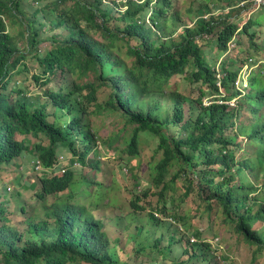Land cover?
<instances>
[{"label": "trees", "instance_id": "trees-1", "mask_svg": "<svg viewBox=\"0 0 264 264\" xmlns=\"http://www.w3.org/2000/svg\"><path fill=\"white\" fill-rule=\"evenodd\" d=\"M23 1L0 0V174L3 165L25 153L50 167L62 148L69 152L70 163L93 166V160L86 159L91 151L96 153V136L84 114L109 109L132 125L122 149L126 156L139 155L142 132L157 138L147 167L158 190V204L150 209L147 224L151 231L160 226L169 234L165 249L157 245L161 239L155 245L163 258L189 231L185 217L168 213L178 180L183 181L184 198L196 191L208 213L220 209V216L235 224L245 241L263 250L264 232L253 230L252 223L264 216V197L249 180V176L256 181L264 174L263 75L249 77V92L242 96L235 82L249 59H240V68H234L237 60L227 58L215 69L200 42L212 36L204 42L219 58L238 33L252 40L259 23L246 19L239 26V13L236 18L232 14L254 0H205L193 24L185 25L176 37L172 36L175 28L167 31L166 26V17L173 20V26L177 24L173 0H126L113 2V7L105 0H51L43 5L42 0H32L39 6H31L32 17L14 35L9 24L21 23ZM113 20L124 25L111 28L108 23ZM61 26L66 29L62 36L49 33ZM43 29L47 36L40 35ZM44 38L50 46L37 52ZM29 55L38 71L29 78H15L25 69L23 59ZM56 73L67 84L50 86ZM176 75L196 84L199 96L176 98L167 93L165 88ZM26 79L28 84H24ZM30 86L38 90L32 92ZM104 87L109 91L101 104L97 93ZM206 95L208 105L204 104ZM238 95L231 106L229 102ZM164 97H171V105L161 103ZM29 135H43L47 144L32 142ZM244 141L253 153L239 155ZM72 169L41 176L39 186L23 184V189L33 191L30 200L19 198L18 190L8 193L0 177V264H129L128 260L120 263L118 247L111 243L95 211L85 203L72 202L83 184L75 180ZM132 177L137 179L135 174ZM153 195L151 187L134 193L130 199L133 213L145 211V202ZM12 201L16 210L9 208ZM165 216L182 222L186 235L170 222L164 226ZM136 228L140 234L144 226ZM203 229L193 231L196 242L187 237L186 260L176 264L211 258L212 240L202 235Z\"/></svg>", "mask_w": 264, "mask_h": 264}, {"label": "rangeland", "instance_id": "rangeland-1", "mask_svg": "<svg viewBox=\"0 0 264 264\" xmlns=\"http://www.w3.org/2000/svg\"><path fill=\"white\" fill-rule=\"evenodd\" d=\"M51 0H42L44 3H49ZM123 0H105L104 3H109L113 7L112 3H120ZM205 0H173L171 4L172 11L177 15L175 19L177 24L173 26V20L166 17L167 31H173L172 36L176 37L185 25L191 26L196 17V11L199 5L203 4ZM32 5L39 6L32 0H26L21 3L20 10L22 12L21 23L9 24L8 30L14 35L18 34L20 30L26 25V20L32 17ZM124 7V6H123ZM122 7V8H123ZM240 7V6H239ZM251 3L240 7V12H234L233 18L239 13V20L237 24L241 26L242 21L250 19L251 21L258 22L259 25L254 27L253 31L255 36L252 40L248 36L238 33L235 37V41L228 44V51L221 57L217 58L218 52L210 51L208 44L205 41H211L212 36L204 38L200 41L202 49L205 52L206 57L210 60L208 63L215 62V69H218L220 62L228 59H236L237 62L234 68H240V59H254L250 65L246 82L247 87L243 90L242 96L249 92V77L261 73L264 82V4L259 8ZM235 11L237 8L235 7ZM168 18V19H167ZM145 20L149 22L148 13L145 16ZM45 21V20H42ZM123 26L124 23L120 21H110L108 26L115 28V26ZM46 29L41 31V36H47ZM57 32L59 36L66 33V29L62 26L56 28L49 33ZM97 34H94V37ZM47 38L40 42L37 46V52H42L50 46ZM236 41L237 44H236ZM120 43L124 45V41L120 40ZM131 43H134L131 41ZM253 43H257L258 47L253 46ZM21 47L24 46L23 42H19ZM121 55L124 56L125 47L122 46ZM127 62L129 60L127 59ZM25 63V69L17 74L15 78L23 79L38 71L37 63L31 55L23 59ZM62 82L59 73L53 76V81L50 86L56 88ZM67 79L62 84H67ZM29 79L24 81V84H28ZM169 87L166 86L167 93H172L177 98L179 95L182 98H190L199 96L198 86L189 82L184 78V75L174 76ZM30 90L37 91L38 88L32 86ZM102 91L97 93L98 102L104 103V98L107 96L109 89L101 88ZM223 93V89L220 90ZM206 95L204 104L210 103V100ZM241 96H237L236 99L231 100L229 104L235 106ZM171 97H164L161 99V103L165 105H171ZM103 106V105H102ZM104 107V106H103ZM93 106L89 110H93ZM51 110V107H49ZM261 113H264V106L261 108ZM243 117L247 116V112H243ZM84 117L88 119L91 130L95 132V148L96 153L91 151L87 155V161L93 160L92 165H80L74 167L72 170L75 173V180L82 181L79 193L74 195L72 202L85 203L90 206L91 211H95L96 218L100 219L104 227L107 228V233L110 236L111 243L116 244L118 247V257L120 263L128 260L129 264H176L186 260L183 255V251L189 248L187 243V237L194 236L192 233L197 228H204L202 235L209 238L212 244L211 258L206 259L199 263L194 264H264V249H258L257 246L245 241L244 237L236 232L235 224L225 221L223 216H220L221 210L215 208L208 213L205 209L206 205L201 196L195 191L187 198H184L185 193L183 181L178 180L175 184L176 192L174 195V203L168 205V213L171 216L185 217L188 230L183 226L182 222H176L170 217H163L165 222H170L172 225L177 226L180 232L187 235L181 238V241L172 247L170 253L165 258L157 252L155 245L158 239H161L157 244L161 249H165L168 245L169 234L166 235V228L160 227L150 230L147 222L149 220L148 213L151 208L157 206L158 198L153 182L150 178V169L147 167L152 159L153 150L157 144V138L148 135L145 132L140 134V141L138 144L139 155L136 158L126 156L122 149L125 146V139L132 131V125L128 124L124 118L117 112L109 109H102L100 113H88L84 114ZM233 130H230L228 134H232ZM19 139L21 136H17ZM32 142L39 140L42 144H47V139L43 135L34 137L28 136ZM243 151L239 155H246L253 153V147L249 146L246 141L242 142ZM62 154L69 156V152L62 148ZM34 157L28 153H25L21 157L13 159L8 164L3 165V170L0 174L2 178V184L10 186L11 189L7 190L8 193H13L14 190L20 191L19 198L24 200L31 198L33 191L30 189H23L22 185L26 183L34 182L39 186L38 179L45 174H37L34 171L32 165V159ZM95 165V162H97ZM132 174L136 175L137 179L132 177ZM138 180V185H135ZM249 180L254 182L256 187L261 191L260 196L264 197V174H261L255 181L252 176H249ZM155 192V196L149 197L145 202V211L133 213V209L130 208V199L136 192L149 188ZM69 192L65 191L64 194ZM153 194V193H152ZM32 199V198H31ZM48 201H51V197H47ZM49 203V202H48ZM96 204V205H95ZM94 206V207H93ZM9 208L15 209L14 202L9 204ZM258 206L254 208L256 211ZM20 218V215H19ZM136 225H143L144 229L140 234H137L138 229ZM252 229L258 232H264V216L257 218L252 223ZM172 233V232H170ZM219 237L214 240L212 237ZM215 237V238H216ZM189 239V240H190ZM216 241V242H215ZM140 248V252L137 249ZM202 259V258H200ZM74 264H88V263H74Z\"/></svg>", "mask_w": 264, "mask_h": 264}, {"label": "built area", "instance_id": "built-area-1", "mask_svg": "<svg viewBox=\"0 0 264 264\" xmlns=\"http://www.w3.org/2000/svg\"><path fill=\"white\" fill-rule=\"evenodd\" d=\"M126 0H123V2H125ZM244 3H241V5ZM254 5V8H259L260 6H262L264 4V0H254L251 5ZM253 59H249V61L241 68L239 75L237 77V80L235 82V87L240 90L243 91L246 87H247V82H246V78H247V74L248 71L250 70V65L252 64ZM222 103V102H220ZM210 103H206L205 105H208ZM70 156H67L65 154H58L55 163L52 164V166L50 167H45L42 166L41 162L38 159H33L32 160V165L34 168V171L37 174H60L65 172V170L68 168V166H70L71 168L77 167L79 166V163L74 161L72 163H70L69 161ZM11 187L7 186V190H10ZM158 217H160L159 215H157ZM196 239L194 237L191 238V242H195ZM216 242V241H215Z\"/></svg>", "mask_w": 264, "mask_h": 264}, {"label": "clouds", "instance_id": "clouds-1", "mask_svg": "<svg viewBox=\"0 0 264 264\" xmlns=\"http://www.w3.org/2000/svg\"><path fill=\"white\" fill-rule=\"evenodd\" d=\"M61 154H62V153H61ZM65 155H66V154H65ZM32 160H33V159H32ZM69 161H70V159H69ZM68 167H70V166H68ZM6 189H7V187H6ZM192 237H194V236H191V238H192ZM194 238H195V237H194ZM189 239H190V237H189ZM190 241H191V239H190ZM195 242H196V241H195Z\"/></svg>", "mask_w": 264, "mask_h": 264}]
</instances>
